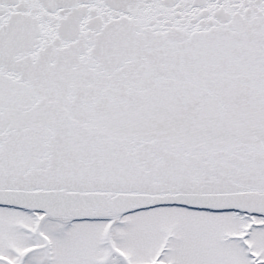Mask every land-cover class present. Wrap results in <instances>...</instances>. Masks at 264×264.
<instances>
[{"label": "snow or ice", "instance_id": "snow-or-ice-1", "mask_svg": "<svg viewBox=\"0 0 264 264\" xmlns=\"http://www.w3.org/2000/svg\"><path fill=\"white\" fill-rule=\"evenodd\" d=\"M0 264H264V0H0Z\"/></svg>", "mask_w": 264, "mask_h": 264}]
</instances>
